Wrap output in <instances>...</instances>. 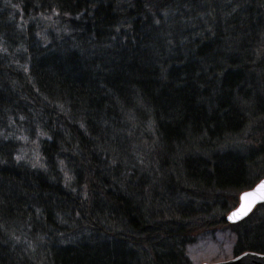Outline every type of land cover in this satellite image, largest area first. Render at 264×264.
Listing matches in <instances>:
<instances>
[{
  "label": "trees",
  "instance_id": "obj_1",
  "mask_svg": "<svg viewBox=\"0 0 264 264\" xmlns=\"http://www.w3.org/2000/svg\"><path fill=\"white\" fill-rule=\"evenodd\" d=\"M262 33L264 0H0V264L264 252L225 215L264 175Z\"/></svg>",
  "mask_w": 264,
  "mask_h": 264
},
{
  "label": "rangeland",
  "instance_id": "obj_2",
  "mask_svg": "<svg viewBox=\"0 0 264 264\" xmlns=\"http://www.w3.org/2000/svg\"><path fill=\"white\" fill-rule=\"evenodd\" d=\"M261 38L262 42L259 47V55H261L262 58L264 57V33H262ZM262 73H264V69ZM244 136V138L240 136L238 139L239 141L242 140L243 143L245 142L249 144V147H251L250 145L252 144H256L261 139L260 137H248L249 135L247 133ZM262 160L264 164V157ZM240 192L241 191L237 192L235 200H233V194L230 193V195L228 196L230 198L231 204L230 209L225 213V215L239 202ZM251 214L260 218L257 219L254 217V221H261V218L264 215V203L257 204L250 215ZM249 222H251V220ZM235 239V232L232 228L228 226H221V228L203 231L197 236H194V239H192L185 245V250L187 256L189 257V260H191L193 264H201L205 261H219L233 256L232 247Z\"/></svg>",
  "mask_w": 264,
  "mask_h": 264
},
{
  "label": "water",
  "instance_id": "obj_3",
  "mask_svg": "<svg viewBox=\"0 0 264 264\" xmlns=\"http://www.w3.org/2000/svg\"><path fill=\"white\" fill-rule=\"evenodd\" d=\"M264 202V175L251 188L240 192L239 202L226 214L228 222H238L247 217L257 204ZM201 264H264V252L246 250L219 261Z\"/></svg>",
  "mask_w": 264,
  "mask_h": 264
}]
</instances>
